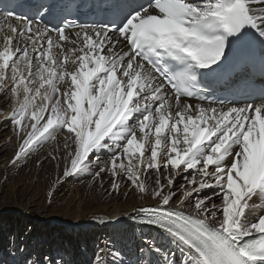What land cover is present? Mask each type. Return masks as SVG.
I'll use <instances>...</instances> for the list:
<instances>
[{
  "label": "snow or ice",
  "instance_id": "snow-or-ice-1",
  "mask_svg": "<svg viewBox=\"0 0 264 264\" xmlns=\"http://www.w3.org/2000/svg\"><path fill=\"white\" fill-rule=\"evenodd\" d=\"M100 10L109 23L49 26L43 3L34 16L0 14V92L16 101L19 141L11 163L62 133L49 157L63 178L102 185L108 175L111 193L123 184L154 200L128 217L164 242L145 240L156 259L137 264H264V85L220 83L230 46L264 50V0H109ZM213 86L251 102L212 98ZM110 254L92 264H126Z\"/></svg>",
  "mask_w": 264,
  "mask_h": 264
},
{
  "label": "bare ground",
  "instance_id": "bare-ground-1",
  "mask_svg": "<svg viewBox=\"0 0 264 264\" xmlns=\"http://www.w3.org/2000/svg\"><path fill=\"white\" fill-rule=\"evenodd\" d=\"M14 107L16 101L13 99L9 111ZM62 144L63 141L59 142L57 139L52 141L50 152ZM12 160L13 158L0 175V210L6 212L0 214V253L5 254L3 262L0 254V264H26L28 260L43 258L44 251H47L46 258L57 264H65L58 256L62 249L59 247L60 241L57 245L54 242L41 245L34 234L47 237L58 235L59 239L65 238V246L69 238L79 234V230H84L88 238L93 240L91 244L98 249L97 252L104 250L110 262L113 260L110 253L119 251L122 257L118 241L123 238L134 242L135 257L155 261L154 255L149 256L144 241L156 238L158 245L163 244L159 239V230L134 224L128 218L130 214H136L134 208L141 207L139 204H155L149 196L141 198L139 193L130 191L123 184L119 193H111L108 175L103 176L102 185L87 174L69 177L77 187L75 189L72 184L67 189L64 184L66 179L63 178V164L54 173L51 163L39 150L36 151V158L29 154L15 165L11 163ZM54 164L57 167L56 161ZM58 175L62 179L57 180ZM125 192L128 193L127 196ZM112 217H122L124 221L119 226L104 224V220ZM12 229L24 231L17 243L15 240L9 241L7 234ZM164 247L174 252L178 261L183 259L178 249L166 244ZM141 249L144 251L141 252ZM72 255L74 257V250ZM67 264H75L74 259Z\"/></svg>",
  "mask_w": 264,
  "mask_h": 264
},
{
  "label": "rangeland",
  "instance_id": "rangeland-1",
  "mask_svg": "<svg viewBox=\"0 0 264 264\" xmlns=\"http://www.w3.org/2000/svg\"><path fill=\"white\" fill-rule=\"evenodd\" d=\"M13 98L10 93L0 92V175L1 172L9 165L10 160L15 155V152L18 149V138L13 130V125L10 122V114L13 111V109H10L11 102ZM57 140L59 142L63 141V134L57 133ZM50 146L51 142H48L44 144L42 147H40L38 150L40 152H43V154L46 156L48 162L52 165V171L54 173H57V167L54 164V161L50 159L49 153H50ZM30 155L34 156L36 158V151L30 153ZM88 175V174H87ZM65 181V187L68 189L72 186L76 189L77 186L74 184V180L67 177L64 178ZM1 180V176H0ZM185 181L183 177H178L175 181V187L179 188L181 184H183ZM110 188V186H107ZM205 194H211V190H205ZM179 199V195L174 198ZM219 203V200L216 201ZM140 206H144L143 204H139ZM10 209V208H9ZM0 214H6V212L0 210ZM8 230V228H7ZM7 232V231H6ZM78 235L76 237H71L68 239L64 246L65 238L59 239L58 235L54 236H40L34 234L37 241L40 242L41 245H44L46 243H52L54 242L57 245V242L60 241L59 247L62 249L59 250L58 256L65 261V264L69 260L74 259L75 264H92V261L95 259V254L97 253L96 247H93L92 239H89L87 236V233L84 230H79ZM24 234V231H14L13 229L8 232L7 235H9V241L15 240V242H19L22 238V235ZM119 247L122 252V257L126 264H137L139 260H141L140 257L134 256V242L127 241L126 238L120 239L118 241ZM109 247V245H108ZM74 248V249H73ZM74 250V257L72 255V252ZM1 254V253H0ZM111 255V254H110ZM47 251L43 252V258L47 257ZM112 256V255H111ZM5 261V254H1V262Z\"/></svg>",
  "mask_w": 264,
  "mask_h": 264
}]
</instances>
